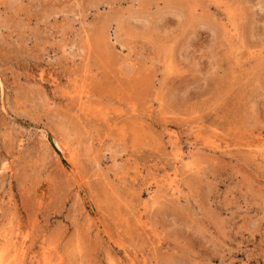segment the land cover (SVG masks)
<instances>
[{
  "label": "rangeland",
  "instance_id": "rangeland-1",
  "mask_svg": "<svg viewBox=\"0 0 264 264\" xmlns=\"http://www.w3.org/2000/svg\"><path fill=\"white\" fill-rule=\"evenodd\" d=\"M0 262L264 264V0H0Z\"/></svg>",
  "mask_w": 264,
  "mask_h": 264
},
{
  "label": "bare ground",
  "instance_id": "bare-ground-1",
  "mask_svg": "<svg viewBox=\"0 0 264 264\" xmlns=\"http://www.w3.org/2000/svg\"><path fill=\"white\" fill-rule=\"evenodd\" d=\"M57 146H58L60 149H62L63 151L66 150L67 155H68V159L72 161V153L70 152V149H68V148L66 147L65 143L60 142V141L58 142V140H57ZM0 263H1V262H0Z\"/></svg>",
  "mask_w": 264,
  "mask_h": 264
}]
</instances>
